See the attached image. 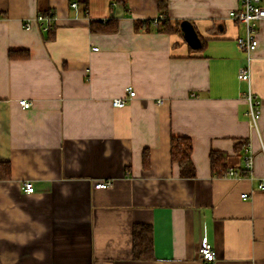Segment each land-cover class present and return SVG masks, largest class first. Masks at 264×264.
Masks as SVG:
<instances>
[{"label":"crops","instance_id":"0c3cea01","mask_svg":"<svg viewBox=\"0 0 264 264\" xmlns=\"http://www.w3.org/2000/svg\"><path fill=\"white\" fill-rule=\"evenodd\" d=\"M160 1L170 19L194 26L197 47L183 35L135 31L136 20L164 17ZM237 8L238 0H90L84 16L70 0H0V162L12 168L0 180V264H206L203 236L215 264H264V21L250 65L262 102L254 129L239 79L244 26L229 16ZM40 9L53 11L49 40ZM110 19L116 32L90 31L91 21ZM12 50L30 58L12 60ZM116 98L126 105L114 107ZM173 135L192 140L193 178L171 160ZM245 142L252 175L216 177L211 151L242 170L244 149L234 147ZM100 180L113 186L95 189ZM136 224L153 229V260L133 259Z\"/></svg>","mask_w":264,"mask_h":264},{"label":"trees","instance_id":"16d2710c","mask_svg":"<svg viewBox=\"0 0 264 264\" xmlns=\"http://www.w3.org/2000/svg\"><path fill=\"white\" fill-rule=\"evenodd\" d=\"M71 3L76 2L80 7L81 13L84 16L89 15L90 0H70ZM160 13L164 15L159 20H136L134 21L135 31L144 30L151 32L155 30L160 34L168 35H183L181 30V23L178 20H172L168 16L167 1L159 2ZM39 15L46 18L54 17L52 10L39 11ZM40 28L45 33V39L49 40L55 35V23L53 22L49 29H44V23L38 22ZM119 23L115 19L107 21L95 20L90 22V31L92 33H113L118 30ZM207 40L202 39L201 48L206 44ZM9 58L12 60H27L30 58L29 51L26 50H12L9 51ZM248 143H236V152L242 151ZM193 144L188 137L172 136L170 140V155L173 163L178 165L179 172L182 178H193L195 176V168L192 161ZM144 165L148 166V152L144 151L143 155ZM211 169L216 177H223L226 173V154L219 151H211L210 153ZM12 177L11 164L8 162H0V180H10ZM132 254L136 261H150L154 258V244H153V229L150 225L136 224L132 230Z\"/></svg>","mask_w":264,"mask_h":264},{"label":"built area","instance_id":"2783aa9c","mask_svg":"<svg viewBox=\"0 0 264 264\" xmlns=\"http://www.w3.org/2000/svg\"><path fill=\"white\" fill-rule=\"evenodd\" d=\"M77 3H72V7L76 8ZM230 18L237 23L244 26V34L237 38V44L240 50L247 54L248 67L239 75V79L246 81L248 83V90L245 93V100L248 104L247 114L250 118L251 127L258 129V121L261 117L262 102L259 96L254 92L252 87V76H251V62L253 60V55L256 53L259 47V41L257 38L258 25L264 21V4L262 0H238V8L230 12ZM38 22L44 23V29H49L54 22V17H44L38 15ZM26 26L30 27L27 23ZM94 51H98V48H94ZM129 97L135 96V91L132 87L127 89ZM20 105L28 109L31 107V103L27 100H21ZM114 107H124L126 105L125 98H116L113 100ZM244 167L242 170L229 169L224 173L223 177L227 178H243L246 176H251L254 169V155L250 151V145L247 144L244 148ZM113 186L111 180H100L94 184L95 189H109ZM23 189L26 193H33L35 187L32 182H26L23 185ZM258 189L264 191V181H261L258 185ZM242 198H248L247 194H243ZM199 256L202 261L206 264H215L216 251L207 238L203 236L199 245Z\"/></svg>","mask_w":264,"mask_h":264},{"label":"water","instance_id":"95a60500","mask_svg":"<svg viewBox=\"0 0 264 264\" xmlns=\"http://www.w3.org/2000/svg\"><path fill=\"white\" fill-rule=\"evenodd\" d=\"M181 30L185 40L192 46L197 47L199 45V38L195 31L194 26L188 22L184 21L181 23Z\"/></svg>","mask_w":264,"mask_h":264}]
</instances>
